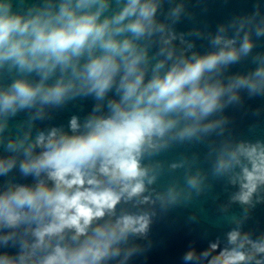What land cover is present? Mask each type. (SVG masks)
Wrapping results in <instances>:
<instances>
[{
  "label": "clouds",
  "instance_id": "9594fccd",
  "mask_svg": "<svg viewBox=\"0 0 264 264\" xmlns=\"http://www.w3.org/2000/svg\"><path fill=\"white\" fill-rule=\"evenodd\" d=\"M212 2L0 0V264H146L208 200L180 264H264V0Z\"/></svg>",
  "mask_w": 264,
  "mask_h": 264
},
{
  "label": "water",
  "instance_id": "95a60500",
  "mask_svg": "<svg viewBox=\"0 0 264 264\" xmlns=\"http://www.w3.org/2000/svg\"><path fill=\"white\" fill-rule=\"evenodd\" d=\"M240 3L241 0H233L231 5L224 6L220 3V0H213L206 19L214 28L230 11L239 7ZM236 116L239 127L247 131L248 118L242 119L239 113H236ZM217 191L220 193V200L217 203L226 201L227 193L223 192L220 187L217 188ZM201 208L202 211L199 213L196 222L188 220L192 210H184L173 214L171 221L161 223L154 228L155 246L147 253L146 264H180V256L191 241L195 240L197 246L203 248L208 240L222 235L227 230V226L219 222L220 214L217 204L208 200L202 202ZM232 210L239 213L240 207L234 205ZM245 227L264 228V205H258L254 209L252 219ZM204 233H207L206 237ZM138 264H145L143 258L138 261Z\"/></svg>",
  "mask_w": 264,
  "mask_h": 264
}]
</instances>
